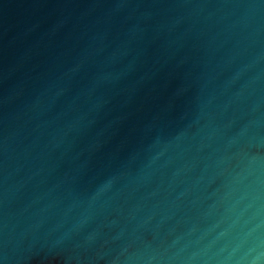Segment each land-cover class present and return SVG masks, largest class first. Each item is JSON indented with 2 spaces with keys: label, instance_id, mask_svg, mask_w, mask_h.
Segmentation results:
<instances>
[{
  "label": "water",
  "instance_id": "1",
  "mask_svg": "<svg viewBox=\"0 0 264 264\" xmlns=\"http://www.w3.org/2000/svg\"><path fill=\"white\" fill-rule=\"evenodd\" d=\"M0 264H264V0H0Z\"/></svg>",
  "mask_w": 264,
  "mask_h": 264
}]
</instances>
